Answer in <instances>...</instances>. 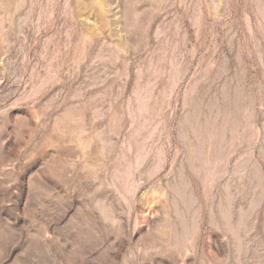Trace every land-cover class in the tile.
I'll return each mask as SVG.
<instances>
[{
	"label": "rangeland",
	"instance_id": "1",
	"mask_svg": "<svg viewBox=\"0 0 264 264\" xmlns=\"http://www.w3.org/2000/svg\"><path fill=\"white\" fill-rule=\"evenodd\" d=\"M0 264H264V0H0Z\"/></svg>",
	"mask_w": 264,
	"mask_h": 264
}]
</instances>
